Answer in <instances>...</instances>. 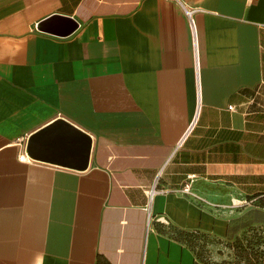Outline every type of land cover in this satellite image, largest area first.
<instances>
[{
	"label": "crops",
	"instance_id": "1",
	"mask_svg": "<svg viewBox=\"0 0 264 264\" xmlns=\"http://www.w3.org/2000/svg\"><path fill=\"white\" fill-rule=\"evenodd\" d=\"M56 15L78 27L40 29ZM61 118L92 137L84 171L27 153ZM189 176L211 204L180 192ZM247 228H264V0H0V264H196L178 232L216 259Z\"/></svg>",
	"mask_w": 264,
	"mask_h": 264
},
{
	"label": "water",
	"instance_id": "2",
	"mask_svg": "<svg viewBox=\"0 0 264 264\" xmlns=\"http://www.w3.org/2000/svg\"><path fill=\"white\" fill-rule=\"evenodd\" d=\"M77 27L73 19L59 15L40 24V29L61 36ZM92 146L88 133L61 118L30 136L26 150L36 161L84 171L90 163Z\"/></svg>",
	"mask_w": 264,
	"mask_h": 264
},
{
	"label": "rangeland",
	"instance_id": "3",
	"mask_svg": "<svg viewBox=\"0 0 264 264\" xmlns=\"http://www.w3.org/2000/svg\"><path fill=\"white\" fill-rule=\"evenodd\" d=\"M218 253L213 259L208 252V264H264V228H247L234 242H223Z\"/></svg>",
	"mask_w": 264,
	"mask_h": 264
},
{
	"label": "built area",
	"instance_id": "4",
	"mask_svg": "<svg viewBox=\"0 0 264 264\" xmlns=\"http://www.w3.org/2000/svg\"><path fill=\"white\" fill-rule=\"evenodd\" d=\"M188 16L190 18V25H191V28L193 30V35H194L193 36L194 37V49H195V52H197L195 26H194V22L192 20L190 12H188ZM196 59H197V57H196ZM196 65H197V62H196ZM180 145H181V142L176 147L175 152L179 149ZM160 178H161V173L158 176V179H160ZM195 179H196L195 176H189L187 181L182 185L180 192L183 193L184 195L190 196L191 198H193L194 201L199 202L201 204H211L207 199H205L203 196H201L200 194L197 193V191H196L197 189L194 187V184L196 181ZM158 182H159V180H157L155 186L148 192L149 193V195H148L149 200H152L154 198V196L158 193L168 191V189L159 190L157 188ZM253 202L254 201L244 200L240 204L236 205V207L250 206L251 204H253Z\"/></svg>",
	"mask_w": 264,
	"mask_h": 264
},
{
	"label": "trees",
	"instance_id": "5",
	"mask_svg": "<svg viewBox=\"0 0 264 264\" xmlns=\"http://www.w3.org/2000/svg\"><path fill=\"white\" fill-rule=\"evenodd\" d=\"M177 235L181 241L187 243L195 251L196 264H208V245L211 242L208 236L197 232H178Z\"/></svg>",
	"mask_w": 264,
	"mask_h": 264
}]
</instances>
